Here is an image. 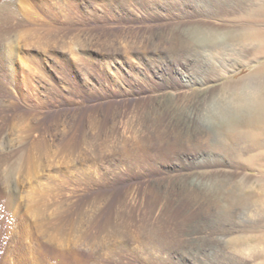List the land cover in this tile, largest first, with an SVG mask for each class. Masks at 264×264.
<instances>
[{"label": "rangeland", "instance_id": "rangeland-1", "mask_svg": "<svg viewBox=\"0 0 264 264\" xmlns=\"http://www.w3.org/2000/svg\"><path fill=\"white\" fill-rule=\"evenodd\" d=\"M194 1L0 0V264H159L136 251L149 239L113 236L128 223L133 235L159 229V208L136 201V210L119 207L116 219L119 198L127 203L133 193L154 205L166 198L169 211L187 216L181 228L195 236L190 243L205 247V231L225 224L219 208L187 200L185 179L199 171L264 179V147L252 152L255 170H241L232 148L248 143L235 142L230 128L239 117L230 91L264 63L248 54L264 36L254 44L242 33L252 25L264 35V0L222 11L212 4L198 17L187 10ZM188 34L232 54L227 73L196 61ZM243 51L249 64L238 61ZM191 75L203 83L186 88ZM205 99L214 131L197 130L189 118ZM138 123L165 133V146L145 144L154 156L146 167L129 158ZM167 143L171 151L159 161Z\"/></svg>", "mask_w": 264, "mask_h": 264}, {"label": "bare ground", "instance_id": "bare-ground-1", "mask_svg": "<svg viewBox=\"0 0 264 264\" xmlns=\"http://www.w3.org/2000/svg\"><path fill=\"white\" fill-rule=\"evenodd\" d=\"M248 1L249 0H195L194 2H192V7L187 10L189 13H196L195 16L198 17L201 15H206V7L208 8V6L212 4L215 5L217 10L222 11L225 9L226 6L227 8H235L236 6L240 7V5ZM12 11L13 10H11V12ZM259 11H262V14L264 16V11ZM255 13L259 17L260 13ZM214 14L216 15V13ZM256 14L254 15L256 16ZM247 15H250L249 18L251 19L254 18V15H251V13ZM246 19L242 20L244 21ZM250 22L253 23V21ZM247 23L246 26H248ZM249 27H252V25H249ZM178 28V25L172 27L169 34L172 35L174 30H177ZM248 28H244V30L246 29L245 32L242 30V33H244V39L247 38V40H249L248 43L250 42V40H254L255 44L256 40L263 39V29L260 32L259 28L258 30H256L257 27L255 26V30L253 28ZM238 35L240 37V34ZM244 39L243 41L245 42ZM199 42L200 40L192 34H188L185 41L186 45H188V49H194V51L198 53L195 60L201 62V64H208L212 68L216 67V71H219L218 75L220 73H223L224 69L227 68V66L230 65V63L233 61V58L231 57L232 54H220L219 51L216 50L217 46L215 47V45H213L206 48L203 47L201 43L199 44ZM245 43H247V41ZM248 43L246 45L249 47ZM3 48L5 49V47ZM249 48L251 49H248V54L251 52V55L255 56L256 58L264 57V43L259 44L253 48ZM246 54L247 52L243 51V53L238 57V61L243 65L250 63V60H245V57L248 56ZM217 61L219 62V64H222V66L217 65ZM252 75L253 76H249L239 80L237 84L233 86L232 90L230 89V92H232L235 96L234 99H236L237 101V111L239 114V117L233 120L230 124V128L233 133V138H235V142L236 140L240 139L242 142L248 143L247 148L243 146L235 150L233 147L232 150H234L233 152L234 154H236L235 158L238 163V167L241 170L243 169L247 171L255 170V166L257 163L255 164L253 161L258 156L261 160L262 158L264 160V153H258V156L252 154L254 150H258L264 147V99H261L259 103H253L250 101L249 96L247 94L248 87L258 89L261 91V93H264V83L262 84L263 81H261L264 80V63L257 67ZM205 81H208V79ZM198 82L203 83V79L197 75H191L188 76L186 82L184 81V86L186 88H190L192 85H195ZM210 105V100L205 99L196 107H190L191 109L189 110V118L191 119V121H194L197 124L195 127L197 130L202 131V129L204 130V128H207L208 130L213 129L214 131V128H218L216 127V124L214 126L211 125V123L214 122V118L212 117V108L210 109ZM140 126V129L137 130L133 128L135 132L131 133L133 141L136 145L132 146V150L129 152V158H131L134 163H138L139 165L146 167L147 165L149 166V160L154 158V156L152 158H149L151 154L147 152L148 150L146 151L147 146H145V144H147L148 142L156 141L159 143L160 147L165 146V133L159 132L158 128L157 130L159 133H157L155 124H142ZM217 132H215L216 135L219 134V132ZM126 133H128V131ZM225 143L227 142H224V144ZM170 147L171 145L167 143L166 147L159 148V161H164L167 159L169 151H171ZM137 151L139 152V154L135 153ZM201 160L202 157L197 158L194 161L198 165ZM121 166H125V163ZM129 167L130 166L121 168L128 169ZM137 167L141 168L140 166ZM260 167H262V165ZM256 168L258 169V166ZM199 172H194L185 179V189L188 190L186 191L187 200L192 205H199L205 203L207 205L219 208V211L216 214L217 218L220 220H217L218 222H221V224H225V226H222L219 229L208 228L205 231V235L203 237L205 238V240L208 239L210 244L204 247L190 243V241L195 240L193 239L195 236L191 234L186 235L187 233L185 234L182 231L183 229L181 228V226H184V223L187 220V216L185 214L179 215L178 212L174 213L173 211H169L170 206L166 204H169L170 202H168L166 198L162 201L159 200V205H154L150 203V200L147 201L146 198L143 199L139 196H131L133 193H131V195L129 193L130 196H127V198H129L130 200L127 203H125V200H123L122 198H119L116 201L117 210L115 211L114 217L116 219H122L123 215L121 212L118 211L119 207L131 209V205L136 210L138 205H144V203L146 202L151 205L148 208V210L150 211H155L159 208V229L147 228L143 231L142 229H140L142 233L140 231L136 233V235H133L129 233L131 229L127 230L129 229L128 226L130 225L128 223L124 226L126 230L123 232L124 234L121 235L120 229L117 228L115 232L113 231V236L121 240H127L128 237L132 236L134 239H138L139 241L144 240V242L145 240L149 239V241L153 242V244L150 245L144 243L142 244V246H138L136 251H138V254L140 255H145L147 259L158 261L159 264H176V262L178 264H264V179H257L258 177H255L254 179V175L253 177L251 175H248L238 178V175L236 176L237 178L235 177L237 180L234 179V181H231L227 179L226 175L218 176V174L216 173V175L214 172ZM256 183H258V187L254 186ZM136 201L138 202V205ZM141 209L142 208L138 210ZM163 217L166 219V223L162 222ZM171 222L174 223V227H168ZM186 239H189V241H185ZM185 257L188 258V261L184 260ZM177 259H179L181 263L178 262Z\"/></svg>", "mask_w": 264, "mask_h": 264}, {"label": "clouds", "instance_id": "clouds-1", "mask_svg": "<svg viewBox=\"0 0 264 264\" xmlns=\"http://www.w3.org/2000/svg\"><path fill=\"white\" fill-rule=\"evenodd\" d=\"M247 94L249 96V99L253 103H259L261 99H264V93H261L260 90L248 87Z\"/></svg>", "mask_w": 264, "mask_h": 264}]
</instances>
